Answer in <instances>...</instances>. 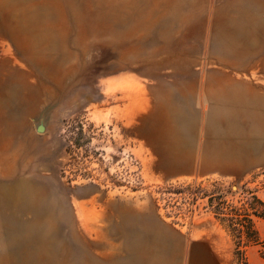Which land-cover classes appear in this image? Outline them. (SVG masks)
<instances>
[{
    "label": "rangeland",
    "instance_id": "374dc122",
    "mask_svg": "<svg viewBox=\"0 0 264 264\" xmlns=\"http://www.w3.org/2000/svg\"><path fill=\"white\" fill-rule=\"evenodd\" d=\"M164 4L0 0V264H104L90 260L84 230L161 232L158 248L129 250L137 264H264L263 219L261 243L236 255L207 199L192 200L202 182L199 198L238 206L244 188L264 202V144L248 174L155 183L135 127L109 110L122 101L102 92L116 58H142L145 20ZM184 236L200 242L183 250Z\"/></svg>",
    "mask_w": 264,
    "mask_h": 264
},
{
    "label": "crops",
    "instance_id": "0c3cea01",
    "mask_svg": "<svg viewBox=\"0 0 264 264\" xmlns=\"http://www.w3.org/2000/svg\"><path fill=\"white\" fill-rule=\"evenodd\" d=\"M157 11L145 20L152 31L142 58H116L100 83L106 98L122 101L110 112L135 127L137 154L155 183L250 173L264 144V0H169ZM80 233L90 260L104 264L140 263L129 250H154L162 235ZM199 242L184 236L183 250Z\"/></svg>",
    "mask_w": 264,
    "mask_h": 264
},
{
    "label": "trees",
    "instance_id": "16d2710c",
    "mask_svg": "<svg viewBox=\"0 0 264 264\" xmlns=\"http://www.w3.org/2000/svg\"><path fill=\"white\" fill-rule=\"evenodd\" d=\"M213 185L211 184V186ZM201 187L202 182L196 183L197 190L192 195L193 205L196 204L197 200L207 199V207L213 208V219L219 223L233 242L236 255H241L247 246L261 243L253 219L260 218L264 220V202L255 192L243 188V199L238 202V206H233L224 199L222 193L203 194L199 198L197 193L202 189ZM214 201L217 202L215 206L212 205ZM242 261H244V258ZM242 264L247 263L242 262Z\"/></svg>",
    "mask_w": 264,
    "mask_h": 264
}]
</instances>
